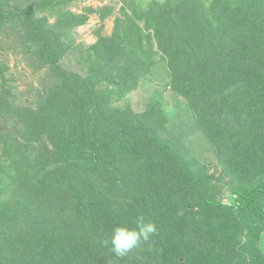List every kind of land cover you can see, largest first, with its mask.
I'll return each instance as SVG.
<instances>
[{"label":"trees","instance_id":"obj_1","mask_svg":"<svg viewBox=\"0 0 264 264\" xmlns=\"http://www.w3.org/2000/svg\"><path fill=\"white\" fill-rule=\"evenodd\" d=\"M77 1L0 0V264H264V0Z\"/></svg>","mask_w":264,"mask_h":264},{"label":"rangeland","instance_id":"obj_2","mask_svg":"<svg viewBox=\"0 0 264 264\" xmlns=\"http://www.w3.org/2000/svg\"><path fill=\"white\" fill-rule=\"evenodd\" d=\"M124 1L123 0H78L77 3H75L72 6V10L81 12L83 11L84 7H94V8H109L113 12L112 14L105 20L102 21L100 20V17L96 13H92L90 15L89 21L76 28V33H77V38L78 41L85 42L86 44H91L96 41L98 37V32L100 31L101 33H111L113 30L114 26V17L117 15V13H120V7L123 5ZM5 58V57H2ZM1 59V56H0ZM9 65L11 67L10 70V75L12 77H19V80H17V84L20 85L21 91H24L28 86V82L34 80L35 83L38 84L39 81V75H33L30 74L31 72L29 69H19L20 67L24 66V64L21 62L19 64L17 61H19L16 57L12 56L9 57ZM15 66L18 67V71L14 68ZM155 81V79H153ZM164 83V78H160L158 80V85H160L161 89H163V84ZM155 89V84L151 85L149 84L145 89H143L142 92L139 93V97L142 100H148V95H150ZM160 89V90H161ZM163 96V105L166 107L167 111L173 115L176 111L179 109H183V106H185V102L182 100H179L175 98L169 91H164L162 90ZM181 112V110H180ZM195 136V135H194ZM193 136V137H194ZM201 150L204 153V147L202 146ZM218 166L213 165L211 168V171H216Z\"/></svg>","mask_w":264,"mask_h":264},{"label":"clouds","instance_id":"obj_3","mask_svg":"<svg viewBox=\"0 0 264 264\" xmlns=\"http://www.w3.org/2000/svg\"><path fill=\"white\" fill-rule=\"evenodd\" d=\"M158 235L154 221L138 216L134 227L117 225L112 228L111 235L103 243L111 246V251L118 257H124L142 243H148Z\"/></svg>","mask_w":264,"mask_h":264}]
</instances>
